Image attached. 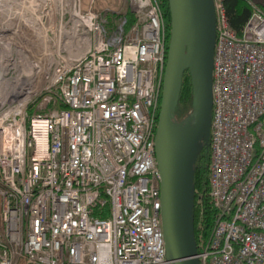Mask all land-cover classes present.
<instances>
[{
	"label": "built area",
	"instance_id": "2783aa9c",
	"mask_svg": "<svg viewBox=\"0 0 264 264\" xmlns=\"http://www.w3.org/2000/svg\"><path fill=\"white\" fill-rule=\"evenodd\" d=\"M81 0H0V264H170L156 136L168 37ZM215 0L210 203L201 264H264V11ZM107 216V217H102Z\"/></svg>",
	"mask_w": 264,
	"mask_h": 264
},
{
	"label": "water",
	"instance_id": "95a60500",
	"mask_svg": "<svg viewBox=\"0 0 264 264\" xmlns=\"http://www.w3.org/2000/svg\"><path fill=\"white\" fill-rule=\"evenodd\" d=\"M170 38L156 136L161 173V218L170 264H201L196 257L195 166L210 146L216 45L215 0H169ZM189 71L192 105L178 119L183 77Z\"/></svg>",
	"mask_w": 264,
	"mask_h": 264
},
{
	"label": "trees",
	"instance_id": "16d2710c",
	"mask_svg": "<svg viewBox=\"0 0 264 264\" xmlns=\"http://www.w3.org/2000/svg\"><path fill=\"white\" fill-rule=\"evenodd\" d=\"M264 11V4L254 0ZM165 16L168 43L170 38V4L169 0H158ZM226 8L230 27L237 33L242 34L244 26L252 14L253 7L251 0H223ZM127 19L126 26L130 27L136 20L137 15L129 9L124 15ZM193 86L189 71L183 77L179 107L177 110L178 119L181 120L191 109ZM211 163V146H203L199 152L195 166V236L197 243L201 238H207L215 218V209L210 203L209 176ZM107 217V216H102Z\"/></svg>",
	"mask_w": 264,
	"mask_h": 264
},
{
	"label": "rangeland",
	"instance_id": "374dc122",
	"mask_svg": "<svg viewBox=\"0 0 264 264\" xmlns=\"http://www.w3.org/2000/svg\"><path fill=\"white\" fill-rule=\"evenodd\" d=\"M264 4V0H256ZM83 9H89L103 17L114 18L117 22L129 9L130 0H82Z\"/></svg>",
	"mask_w": 264,
	"mask_h": 264
},
{
	"label": "crops",
	"instance_id": "0c3cea01",
	"mask_svg": "<svg viewBox=\"0 0 264 264\" xmlns=\"http://www.w3.org/2000/svg\"><path fill=\"white\" fill-rule=\"evenodd\" d=\"M81 4H82V0H81ZM82 9H83V4H82ZM83 10H89V9H83Z\"/></svg>",
	"mask_w": 264,
	"mask_h": 264
}]
</instances>
